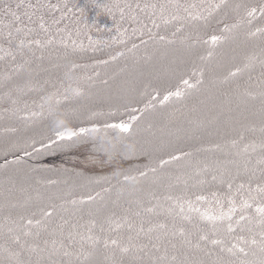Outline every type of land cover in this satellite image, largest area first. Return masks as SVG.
Masks as SVG:
<instances>
[{
	"label": "trees",
	"instance_id": "16d2710c",
	"mask_svg": "<svg viewBox=\"0 0 264 264\" xmlns=\"http://www.w3.org/2000/svg\"><path fill=\"white\" fill-rule=\"evenodd\" d=\"M259 208L264 0H0V264H264Z\"/></svg>",
	"mask_w": 264,
	"mask_h": 264
},
{
	"label": "snow or ice",
	"instance_id": "6c2138e0",
	"mask_svg": "<svg viewBox=\"0 0 264 264\" xmlns=\"http://www.w3.org/2000/svg\"><path fill=\"white\" fill-rule=\"evenodd\" d=\"M253 12H255V9L252 10ZM213 39L215 40L216 37H213ZM184 83H187V81H185ZM178 94V93H177ZM165 99H167V97H165ZM117 127H121L124 131H127L128 130V125L126 124H122V125H117ZM83 131V130H82ZM74 135V134H73ZM91 199V198H89ZM258 211L260 212H264V208H259ZM241 219H243V217H241ZM29 223H31V221H29ZM112 244H116L117 241L116 240H112L111 241ZM213 243H217V241H213ZM253 243H256L255 241H253ZM241 252H243V249L241 248L240 249Z\"/></svg>",
	"mask_w": 264,
	"mask_h": 264
},
{
	"label": "rangeland",
	"instance_id": "374dc122",
	"mask_svg": "<svg viewBox=\"0 0 264 264\" xmlns=\"http://www.w3.org/2000/svg\"><path fill=\"white\" fill-rule=\"evenodd\" d=\"M122 124H124V123H122ZM122 124H121V125H122Z\"/></svg>",
	"mask_w": 264,
	"mask_h": 264
}]
</instances>
